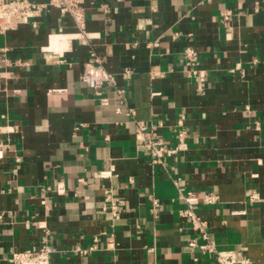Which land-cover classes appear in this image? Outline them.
Masks as SVG:
<instances>
[{
    "label": "crops",
    "instance_id": "1",
    "mask_svg": "<svg viewBox=\"0 0 264 264\" xmlns=\"http://www.w3.org/2000/svg\"><path fill=\"white\" fill-rule=\"evenodd\" d=\"M83 7L85 45L54 9L0 34V264L43 243L51 264H216L189 247L203 239L179 191L217 249L264 264V0ZM90 51L121 90L107 105L79 80ZM137 122L168 147L183 130L186 149L152 163Z\"/></svg>",
    "mask_w": 264,
    "mask_h": 264
},
{
    "label": "built area",
    "instance_id": "2",
    "mask_svg": "<svg viewBox=\"0 0 264 264\" xmlns=\"http://www.w3.org/2000/svg\"><path fill=\"white\" fill-rule=\"evenodd\" d=\"M52 9L56 10L60 16H69L74 25L77 27L78 34L75 39H78L81 44H86L90 38L84 32V7L83 0H0V34L17 29L20 25L31 24L36 27V19L48 14ZM221 17L224 21L228 19V13L222 12ZM183 61L186 66V73L189 78L203 80L205 74L198 69L197 53L192 48H185L182 52ZM125 74L130 71L125 70ZM79 80L85 84L98 98L101 105L108 104V98L102 96V89L109 88L113 92L120 94L121 90L116 86L115 76L105 70L100 61L95 57L93 52H89V56L82 63L79 73ZM51 90L49 92H54ZM138 134L137 138L141 141L143 147L150 155L152 163H161L165 157L174 156L177 152L186 149L185 133L183 130L177 132V144L174 147H168L158 140L149 136L147 127L142 122H137ZM105 173H100L104 177ZM179 197L183 200L188 208L180 213L181 217L188 219L193 229L198 230L203 239V243L198 245L195 240L188 242L189 247H198L202 253L211 255L216 264H252V262L244 256L238 255L234 251H222L217 249L214 242L208 237L205 232L206 223L201 221L191 210V207L197 205L200 199L192 192L179 191ZM257 198L252 195L250 200ZM203 203H211L213 197L205 196L202 198ZM156 206L157 202L154 200ZM113 218H117L119 208L115 204L109 207ZM90 248L89 250H92ZM75 252L84 253L85 251L79 248ZM52 250L47 244H42L38 248L28 249L20 252H13L10 257L12 264H51Z\"/></svg>",
    "mask_w": 264,
    "mask_h": 264
}]
</instances>
